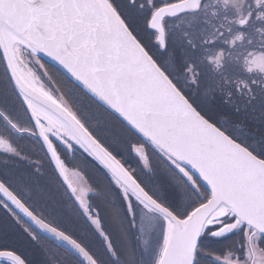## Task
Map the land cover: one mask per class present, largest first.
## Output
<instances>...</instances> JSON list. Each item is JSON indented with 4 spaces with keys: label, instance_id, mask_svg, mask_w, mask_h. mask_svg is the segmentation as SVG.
Returning a JSON list of instances; mask_svg holds the SVG:
<instances>
[{
    "label": "snow or ice",
    "instance_id": "1",
    "mask_svg": "<svg viewBox=\"0 0 264 264\" xmlns=\"http://www.w3.org/2000/svg\"><path fill=\"white\" fill-rule=\"evenodd\" d=\"M0 64V264H264V0H0Z\"/></svg>",
    "mask_w": 264,
    "mask_h": 264
},
{
    "label": "rangeland",
    "instance_id": "2",
    "mask_svg": "<svg viewBox=\"0 0 264 264\" xmlns=\"http://www.w3.org/2000/svg\"><path fill=\"white\" fill-rule=\"evenodd\" d=\"M2 83H3V80H0V84H2ZM79 157H80V156H79L78 154H76V156H75L74 158H71V162L74 163V162L78 161V160H79ZM122 157H123L124 160H126L129 164H134V163L131 161V157L128 156L127 154H124ZM80 163H81V165H79V166H77V167L82 168V166H83V167H86V165H89L88 170L90 171V170L92 169V174L89 175V179L92 181V183H94V184H100L101 187H104L103 177H102V175H101V173H102V169H99L98 166H94L93 164H92V166H93L94 168H92V167H91V163H90V164H89V163L85 164V163H83V162H81V161H80ZM101 205H102V207H103V203H102V202H101ZM71 213L74 214L72 211H71ZM71 216H72V215H71ZM72 217H73V216H72ZM73 218H74V217H73Z\"/></svg>",
    "mask_w": 264,
    "mask_h": 264
},
{
    "label": "flooded vegetation",
    "instance_id": "3",
    "mask_svg": "<svg viewBox=\"0 0 264 264\" xmlns=\"http://www.w3.org/2000/svg\"><path fill=\"white\" fill-rule=\"evenodd\" d=\"M4 79V75L2 72H0V80ZM33 143L32 141H30L29 139L27 138H24V139H21L19 141H17V144L20 148V150L24 151L26 154H30V155H43L42 153H38V145L36 147H33ZM58 198H61L63 197V189H58ZM65 209L66 211H68L69 213V216H71L73 219H75V214H72L71 213V209L68 205H65Z\"/></svg>",
    "mask_w": 264,
    "mask_h": 264
}]
</instances>
